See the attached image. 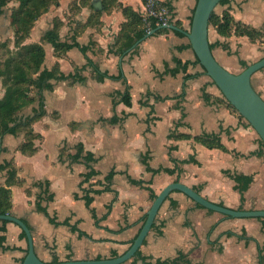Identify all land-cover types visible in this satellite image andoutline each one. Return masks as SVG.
<instances>
[{"label": "crops", "instance_id": "0c3cea01", "mask_svg": "<svg viewBox=\"0 0 264 264\" xmlns=\"http://www.w3.org/2000/svg\"><path fill=\"white\" fill-rule=\"evenodd\" d=\"M161 1L169 5L171 23L183 35L170 28L155 31L120 53L116 37L129 20L123 7L138 13L148 26L142 0H117L118 5L107 8L102 0H60L35 22L26 38L25 42L42 44V68L57 64L64 77L50 78V88L34 90L35 100L17 115L18 120L32 115L42 104L44 113L31 122L36 135L30 146L22 148L24 129L0 136V163L9 162L16 171L8 183V169H0V186L10 189L11 214L29 226L34 251L42 261L122 253L140 230L152 202L144 186L157 194L168 183L179 181L230 208H264V147L258 134L221 101L222 93L199 64L187 66V73H198L193 78L184 79L181 70L175 75L166 72L176 66L175 58L182 62L196 58L183 32L190 28L196 0ZM70 3L79 10L77 14L68 12ZM224 10L235 21L264 32V0H226L216 5L215 12ZM5 13L3 8L0 15ZM55 17L62 21L60 40L75 38L89 44L86 55L108 77L96 80L93 67L77 47L58 55L42 40ZM5 22L0 23V33L6 31L0 41L12 37L11 23ZM208 38L214 57L229 71L242 70L233 51L243 59L264 49V34L251 42L246 36H222L211 28ZM249 47L255 51L243 57ZM256 72L264 88V67ZM127 88L130 104L121 100ZM3 92L0 83V97ZM213 133L220 147L196 140ZM79 144L82 148L75 157ZM88 166L98 174L81 183ZM110 171V188L90 192L92 201L87 206L85 190L102 189ZM236 174L252 177L242 201ZM133 179L141 180L142 186ZM20 232L17 224L0 222V235H5L0 264H21L27 241ZM139 250L120 264L157 263L180 252L189 264H261L264 217H229L172 190Z\"/></svg>", "mask_w": 264, "mask_h": 264}, {"label": "trees", "instance_id": "16d2710c", "mask_svg": "<svg viewBox=\"0 0 264 264\" xmlns=\"http://www.w3.org/2000/svg\"><path fill=\"white\" fill-rule=\"evenodd\" d=\"M143 3L146 0H142ZM226 0H219V3H223ZM9 0H0V11L3 8H7ZM18 5L11 10L9 14V19L12 28L13 43L10 45L11 39H5L0 41V83L4 89L3 95L0 97V136L4 133H16L20 129H24L26 132V141L23 142L22 148L30 146L31 139L35 137L36 134L32 132L31 122L41 116L44 113L42 104L37 109H34L32 115H28L22 119L17 118L20 110L25 106L29 105L36 98L34 90H39L42 87L50 88L52 85L48 83L50 78H63L64 75L58 70L57 64L51 69L42 68V63L44 60V48L40 42H25L26 38L29 36L30 31L35 23V21L46 13L50 7L54 4H58V0H17ZM103 6L118 5L117 0H102ZM169 8V5L162 2ZM194 10V9H193ZM123 12L129 18L127 23H124L116 37V43H120L118 51L123 53L132 47V45L144 37L148 30L155 29L158 25L154 22L153 18H149L148 26L146 27L142 18L138 13L130 10L128 7H123ZM192 17V16H191ZM62 24L61 19L55 17L53 20V26L51 29L47 30L42 36V40L50 43L56 54H61L72 47H77L85 56L86 64L91 65L94 70V77L96 80L101 81L105 77H108V72L106 70H101L97 64H95L87 55L88 45H82L75 38L71 42L62 41L59 38L58 30ZM214 28L215 31L222 36H229L235 34L237 36H246L251 42H256L261 40L264 32L250 27L242 22L235 21L231 14L224 10L221 13L213 11L209 18V28ZM208 28V30H209ZM166 28L156 29V32L165 31ZM178 35H183L180 30H175ZM210 49L212 50L213 44L209 42ZM225 48V45H223ZM12 47V48H11ZM176 66L169 68L167 67L166 72L175 75L180 70L184 72V79L193 78L198 75V73H187V66L189 64H199L197 57L194 62L184 61L175 58ZM247 65L245 61L241 62V66L244 68ZM205 72L202 65H200ZM213 82V81H212ZM33 91V94H32ZM259 93V92H258ZM260 94V93H259ZM207 97V95H204ZM156 99H162L163 97L159 95H154ZM121 100L125 104H130V96L128 88L125 90ZM221 101L226 103L230 109L238 115L240 119L245 121L250 125L225 99L224 96L221 97ZM196 140L204 143L207 146H217L220 147L219 139L217 134H205L196 137ZM261 145L264 147V143L261 141ZM82 146L79 144L75 157L79 154V149ZM33 149L32 147L29 148ZM8 169V183L12 182L16 176V171L10 166L9 162L0 163V169ZM147 169H149L147 167ZM150 170V169H149ZM170 171V169H164ZM159 171V169L154 170ZM98 174V171L88 166V170L83 174L82 182L87 181L93 175ZM113 175V171L108 172L104 179L106 185L102 189H86L84 200L85 204L89 206L92 201L93 194L100 193L105 189H109L110 181ZM234 180L241 182L238 185V190L240 192V199L243 200V192L250 183L252 177L243 174H236L233 176ZM134 183L141 185V180H132ZM142 186V185H141ZM144 186V185H143ZM150 191V196L152 200L155 198L156 193L149 187L144 186ZM198 191V190H197ZM203 207L200 204H197ZM46 213V210L43 209ZM0 213L1 214H11V196L10 189L6 186H0ZM47 214V213H46ZM146 217V216H145ZM144 217V218H145ZM54 221L53 218H50ZM0 222L5 225L8 221L0 219ZM3 229V228H2ZM20 236L26 239L23 230L20 232ZM5 240V235H0V246H3ZM139 249L134 256H137ZM113 255H116L114 253ZM181 262H186L189 264L186 255L179 253L176 257L165 259L157 263L147 262L146 264H180ZM260 263L264 264V255L260 251Z\"/></svg>", "mask_w": 264, "mask_h": 264}, {"label": "water", "instance_id": "95a60500", "mask_svg": "<svg viewBox=\"0 0 264 264\" xmlns=\"http://www.w3.org/2000/svg\"><path fill=\"white\" fill-rule=\"evenodd\" d=\"M218 3L219 0H196L191 17L190 28L188 31L183 32L188 38L190 46L200 65L203 66L205 73L215 83L231 106L250 124V126L258 134L261 141L264 143V99L251 83L252 74L264 67V55L247 64L241 71L236 73L229 71L216 60L209 46L208 28L210 15ZM94 6L97 8L98 3H95ZM159 28L179 30V28L174 24L168 23L149 30L145 36L154 33L156 29ZM144 37L137 40L132 46H135ZM172 190L182 191L197 204H200L207 209L220 212L229 217H264V208H230L207 199L198 191L182 182L174 181L165 185L156 194L150 207L146 211V217L140 230L122 253L117 256L107 258L70 259L57 262H45L38 258L34 251L31 230L22 219L12 214L1 213L0 219L17 224L25 233L27 252L21 264H120L133 257L140 248L144 238L152 226L161 203Z\"/></svg>", "mask_w": 264, "mask_h": 264}, {"label": "rangeland", "instance_id": "374dc122", "mask_svg": "<svg viewBox=\"0 0 264 264\" xmlns=\"http://www.w3.org/2000/svg\"><path fill=\"white\" fill-rule=\"evenodd\" d=\"M60 3V0H58V4ZM8 6H7V8H5V10H6V13L4 14V15H0V20H1V22L0 23H3V21H5L6 20V22L5 23H8L7 21H8V19H9V14H10V12H11V10L12 9H14V7L16 6V5H18V2H17V0H9V2H8V4H7ZM57 4H53L52 6H56ZM75 5L74 4H72V3H70L69 4V6H68V12L70 13V14H77L78 13V9H76L75 7H74ZM215 8H216V6H215ZM214 11H215V9H214ZM45 14V13H44ZM43 14V15H44ZM63 14L65 15V16H68V13H67V11L66 10H64V12H63ZM42 15V16H43ZM46 15V14H45ZM42 16H40V17H42ZM39 17V18H40ZM45 17V16H44ZM38 18V19H39ZM59 18V17H58ZM37 19V20H38ZM60 19V18H59ZM36 20V21H37ZM9 21H10V19H9ZM35 21V22H36ZM35 24V23H34ZM34 26V25H33ZM13 26H11V29H13L12 28ZM7 28L9 29V26H7ZM209 29H211V27L209 28ZM0 34H6V31H2ZM12 43H13V37H11V40H10V45H12ZM28 43V42H27ZM12 48V47H11ZM250 48L251 47H249L248 49L249 50H247V51H245V54H244V56L243 57H245L246 55H249L248 53H253V51H255L254 49H252V50H250ZM3 50H0V52H2ZM258 52V51H257ZM259 52L260 53H257V55L255 56H251V55H249L248 57H245V58H241L240 57V55L239 54H237V50H235V51H233V53L235 54V55H232V56H237V59H238V63L240 64V70L243 68L242 66H241V62L242 61H245L247 64H249V63H251V62H253L254 60H256L257 58H259V56L260 55H262V54H264V49H259ZM259 54V55H258ZM239 66V65H238ZM238 70V69H237ZM261 70V69H260ZM232 72H234V73H236L235 71H232ZM256 75H257V72H255V73H253L252 74V78H251V83H252V85H253V87L256 89V90H258L259 92H260V94H262V95H264V88H263V86H261V83L259 82V80L256 78Z\"/></svg>", "mask_w": 264, "mask_h": 264}, {"label": "built area", "instance_id": "2783aa9c", "mask_svg": "<svg viewBox=\"0 0 264 264\" xmlns=\"http://www.w3.org/2000/svg\"><path fill=\"white\" fill-rule=\"evenodd\" d=\"M144 19L148 21L153 18L158 26L171 23L169 8L161 0H146L144 3Z\"/></svg>", "mask_w": 264, "mask_h": 264}]
</instances>
